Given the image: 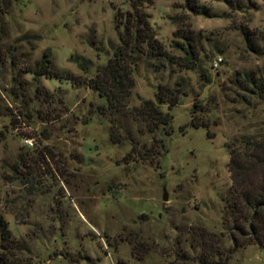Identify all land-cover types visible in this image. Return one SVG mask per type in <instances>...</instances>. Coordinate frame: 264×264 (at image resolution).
Returning a JSON list of instances; mask_svg holds the SVG:
<instances>
[{
	"label": "rangeland",
	"instance_id": "1",
	"mask_svg": "<svg viewBox=\"0 0 264 264\" xmlns=\"http://www.w3.org/2000/svg\"><path fill=\"white\" fill-rule=\"evenodd\" d=\"M134 15L150 32L108 108L89 82L116 48L131 51ZM44 52L76 85L25 73ZM263 72L264 0H0V218L15 241L0 237V264H264V247L235 229L228 167L251 153L246 139L264 140V101L239 82ZM158 86L179 98L161 106L171 124L153 128L142 101ZM231 237L241 246L229 256Z\"/></svg>",
	"mask_w": 264,
	"mask_h": 264
},
{
	"label": "trees",
	"instance_id": "2",
	"mask_svg": "<svg viewBox=\"0 0 264 264\" xmlns=\"http://www.w3.org/2000/svg\"><path fill=\"white\" fill-rule=\"evenodd\" d=\"M144 3L152 5L153 0H144ZM132 6L135 8L138 5L132 4ZM187 6L195 12L190 4ZM133 17L134 24L136 25L133 26V34L129 35V39H132L134 43L131 47V51L127 54L124 53V48H116L114 51V58L108 60L107 65L100 69L101 74L97 76V78L101 79V81L95 77L89 82L91 89L100 92V97L108 102V108L117 107V104L127 96V92L132 85V81L129 77L130 71L128 69L129 64L127 58H130L135 51L134 49H136L139 39L145 40L147 36L146 30L150 32V27L147 22L144 21L143 24L140 23L141 15H134ZM128 18L127 16L124 24L125 34H127L126 32L132 27L131 21ZM244 36L248 49L251 52L255 54L262 53L263 47L260 45L258 36H256V38L253 33L250 34L248 32H246ZM184 40L185 49L184 57L182 58V66L184 69L190 70L193 68L196 58L191 44L188 43L185 38H183V42ZM126 55H128L127 58ZM49 64L51 66L48 52H44L42 58L36 61L35 69H33V71H25V73H31L35 81H38V77L44 76L47 78L64 79L71 85H76L71 74L49 70ZM206 80L209 79L206 78ZM239 82H241L240 86L244 91L264 101V72L257 76L255 73H248L243 80ZM176 93L177 91L175 88L158 86L155 94L156 100L154 102L150 100L142 101L143 114L148 117L153 128H157L160 125L168 127L171 124L173 119L172 115L169 112H164L161 106L166 105L171 109V106L175 105V102L179 98ZM195 126H197V124H195ZM200 126H204V124L202 123ZM245 147L251 150L248 156H244L240 159L239 155H233L228 163L233 187L237 191V203L230 201L229 207L233 216L239 212V217H236L235 220L237 222V219L240 218L241 225H239V223L235 224V229L240 238L244 240L243 245L254 243L260 247H264V243L262 244V241H264V140L256 141L248 138L246 139ZM17 170V166L15 165L13 172L17 174ZM255 175H260L261 177L259 179H254ZM237 206L238 208H236ZM208 235L209 234H207V236ZM0 237L1 240L8 245L15 243L7 223L2 218H0ZM231 240L233 241V247L229 250V256L241 246L236 237H231ZM202 245L207 249V253H209L202 256L204 260L214 255L213 250L207 247L206 243H202ZM141 247L142 245L139 243L136 244L133 249L140 251ZM227 260L228 257L224 262L226 263Z\"/></svg>",
	"mask_w": 264,
	"mask_h": 264
},
{
	"label": "built area",
	"instance_id": "3",
	"mask_svg": "<svg viewBox=\"0 0 264 264\" xmlns=\"http://www.w3.org/2000/svg\"><path fill=\"white\" fill-rule=\"evenodd\" d=\"M221 62H222L221 58L216 59L213 63V68L218 67L221 64ZM24 142L27 147L30 148L33 147V141L31 139H26Z\"/></svg>",
	"mask_w": 264,
	"mask_h": 264
},
{
	"label": "water",
	"instance_id": "4",
	"mask_svg": "<svg viewBox=\"0 0 264 264\" xmlns=\"http://www.w3.org/2000/svg\"><path fill=\"white\" fill-rule=\"evenodd\" d=\"M167 199V194H166V191H165V187L163 188V195H162V201H166Z\"/></svg>",
	"mask_w": 264,
	"mask_h": 264
}]
</instances>
